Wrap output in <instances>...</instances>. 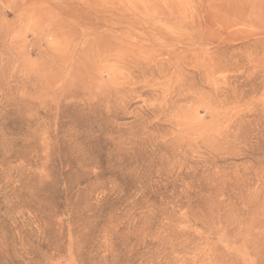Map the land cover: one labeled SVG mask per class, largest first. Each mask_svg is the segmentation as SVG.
<instances>
[{
	"label": "rangeland",
	"instance_id": "rangeland-1",
	"mask_svg": "<svg viewBox=\"0 0 264 264\" xmlns=\"http://www.w3.org/2000/svg\"><path fill=\"white\" fill-rule=\"evenodd\" d=\"M0 264H264V0H0Z\"/></svg>",
	"mask_w": 264,
	"mask_h": 264
}]
</instances>
